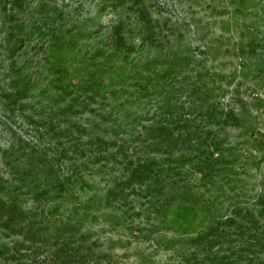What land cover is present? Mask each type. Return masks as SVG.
Segmentation results:
<instances>
[{
  "label": "rangeland",
  "instance_id": "rangeland-1",
  "mask_svg": "<svg viewBox=\"0 0 264 264\" xmlns=\"http://www.w3.org/2000/svg\"><path fill=\"white\" fill-rule=\"evenodd\" d=\"M28 1L16 17L24 27L33 20L41 24L46 12L52 15L53 10L40 12L41 0ZM42 1L60 11L42 29L49 33L53 25L69 26L76 45L69 69L60 75L62 83L43 66L44 41L24 38L16 53L17 62L30 56L26 70L35 86L24 99L29 106L13 117L0 97V176L14 192L19 190L15 185L31 190L19 199L25 210L23 230L13 233L0 226V244L21 242L16 254H25L27 264H53L56 253V264H185L177 245L166 243L178 233L162 224L153 208L160 199L144 184L121 189L120 182L139 162L154 158L164 163L169 156L193 151L179 142L166 147L148 131L160 123L171 126L179 110L203 123L197 107L207 100L217 114L232 110L239 119L203 123L220 138L214 156L231 160L228 174L210 183L186 163L178 180L212 198L223 218L236 206L256 209V198L264 192V73L257 68L264 64V0L242 12L233 0H142L141 6L133 0ZM138 7L150 17L149 40ZM116 24L123 26L132 52L117 48ZM8 27L0 10V88L12 59L4 39ZM250 40L253 49L245 45ZM152 57L154 64L142 66ZM93 77L109 86L102 94L83 90ZM57 83H68L70 92ZM23 114L47 122L30 123ZM11 144L16 153L9 164L2 151ZM11 165L20 168L19 174ZM36 188L46 192L36 194ZM181 202L176 199L169 208ZM40 221L37 240L28 239L27 224ZM80 252L87 255L84 262Z\"/></svg>",
  "mask_w": 264,
  "mask_h": 264
},
{
  "label": "trees",
  "instance_id": "trees-1",
  "mask_svg": "<svg viewBox=\"0 0 264 264\" xmlns=\"http://www.w3.org/2000/svg\"><path fill=\"white\" fill-rule=\"evenodd\" d=\"M258 1L233 0V3H236L235 5L239 6L236 9L242 12L245 11L247 6H256ZM28 2V0H0V10L3 13L4 20L9 21L4 39L7 41L8 55L12 57L9 68L5 72L8 80L0 88V97L9 110L11 117L22 114L23 109L29 106L24 99L29 95L32 87L35 86L26 70L31 60L30 56H25L22 62H17L15 59L24 38L29 39L34 36L38 43L44 41L46 49L44 51L43 66L48 72L57 74L55 79H58V83H62L60 75L65 74L69 69L76 45L75 36L69 26L63 24L53 25L54 28L49 33L42 29V23L44 25L48 19L60 13L55 7L48 8V3L42 0L38 3L40 12L44 14L46 10H53L51 16L46 12L40 16L43 17L41 24L33 20L27 27L18 23L17 14L25 9ZM133 2L141 6L142 0H133ZM7 4L12 6L14 12H6ZM240 6H243V8H240ZM137 9L140 18L144 22L143 27L147 30L144 39L149 40L153 33L150 17L144 7H138ZM123 29L121 24H116L114 27L117 48L132 52L131 49L134 47L126 42ZM253 42V40H250L245 45L253 49ZM181 58L184 59L185 55ZM156 61L155 57L149 58L143 62L142 66L149 68ZM173 64L177 65V61ZM257 68L259 72L264 73V64H260ZM49 82L56 87L53 78H50ZM58 83L59 89L61 87L65 93L70 92L67 88L68 83L65 85ZM109 83L111 85L113 80L110 79ZM87 87L93 89L96 93L102 94L104 89L109 86H105L101 78L93 77L83 90H86ZM73 99H76V96ZM197 108L205 123L208 121H214L221 125L228 122L239 123V119L232 110H220L217 114L215 105L207 100L201 102ZM168 112H170V108L167 106L166 113ZM23 115L26 121L30 123L38 122L44 125L47 122L46 117L35 120L32 114ZM165 123L151 127L148 132L155 137V140L161 137L167 143L166 147L179 142L183 146L193 149V151L189 153L180 152L177 155L169 156L164 163L154 158L137 163L129 170L127 177L120 182L121 189L130 187L133 184H144L146 188L156 194L155 198L160 200L154 204L153 208L160 215V221L167 228L178 233L177 238H166V243L172 246L177 245L179 250L182 251L181 255L185 264H264V192L256 198V209L236 206L233 214L223 218L221 214H218V209L212 198L205 195L200 196V192L189 189L184 180H180L182 182L178 180L183 179L185 175V170L181 168L186 163L193 164L202 174L201 178L210 183L215 177L227 175V165L231 161L230 158L223 155L214 156V151L221 149L220 138L217 137L212 128H205L206 126H203V123L183 117L180 110L175 114V118L170 119L171 126L167 122ZM19 149L16 148L17 151ZM2 152L3 159L10 164V158L16 153L14 145L11 144L9 148L3 149ZM12 168L19 174V167L13 166ZM30 171V169L24 170L22 174L27 175ZM7 185L5 178L0 176V226L13 231V233H18L23 230L22 221L25 216V210L19 204V199H21L22 193H27L31 189L24 190L21 185H15L12 188L19 190L14 192ZM58 185L59 189L64 188V184L58 182ZM164 188H167V190H164ZM43 192H46V189L40 188L35 190L34 193L42 195ZM176 199L182 200L181 203L183 204L177 206V209L171 210L169 204ZM34 224L36 223L29 222L25 232L26 237L33 241L37 240L40 229L42 230L43 227L41 221L39 225L34 226ZM66 225L70 224L62 223L59 226L66 227ZM17 245L23 244L17 240L11 245L0 244V264H27L25 258H23L25 254H16L19 252ZM80 254L79 260L84 262L87 255L82 252ZM17 255L20 256L17 258L16 263L9 262V259H13ZM57 256L58 253L53 258V264H56ZM91 256L95 261L98 260L96 254ZM59 259L61 261V258ZM1 260H3V263ZM28 264H32V262ZM107 264H110V262H107Z\"/></svg>",
  "mask_w": 264,
  "mask_h": 264
}]
</instances>
